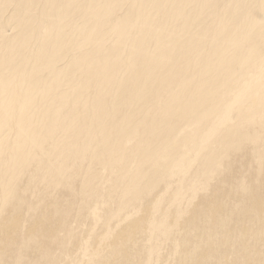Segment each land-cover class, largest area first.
Returning a JSON list of instances; mask_svg holds the SVG:
<instances>
[{
	"label": "bare ground",
	"instance_id": "1",
	"mask_svg": "<svg viewBox=\"0 0 264 264\" xmlns=\"http://www.w3.org/2000/svg\"><path fill=\"white\" fill-rule=\"evenodd\" d=\"M263 129L264 0H0V201L15 215L0 226L12 234L46 218L35 180L52 192L79 181L47 211L61 230L92 206L115 220L165 172L202 190L241 142L264 159ZM96 167L114 180L110 200ZM153 209L150 238L170 235ZM35 244L19 239L11 264H57L60 247L26 261Z\"/></svg>",
	"mask_w": 264,
	"mask_h": 264
},
{
	"label": "rangeland",
	"instance_id": "2",
	"mask_svg": "<svg viewBox=\"0 0 264 264\" xmlns=\"http://www.w3.org/2000/svg\"><path fill=\"white\" fill-rule=\"evenodd\" d=\"M6 11L10 9L3 12ZM196 151L197 148L191 149L189 157ZM233 156L232 166H227L226 158L215 169L217 177L209 180L202 190L191 191L183 174L165 172L158 184L154 180L144 184L145 194L136 209H127L115 220L106 221L96 206L81 215L66 212L64 230L47 211H53L57 199L69 200L73 190L79 188V181L74 184L70 178L52 192L40 180H35L31 183L35 191L28 197L37 196L42 207L34 215L45 214L46 218L32 221L31 228L24 227V221L32 218L23 219L14 227L15 218L10 224L13 234L8 227L0 226V264H11L21 238L25 242L31 238L36 241L31 246L33 251L25 258L28 262L33 261L38 250L60 247L56 251L57 264H141L143 260H149V264H264V204H258L259 200L264 201V159L257 158L254 162L251 146L246 142L240 143ZM134 159L135 156L131 158V166ZM250 165L260 167L261 174L257 175ZM96 169L102 175L101 200H110L115 194L111 190L114 180L108 181L107 169ZM67 185L74 189L64 188ZM178 187L189 188L182 204L172 201V193ZM52 194L54 197L47 198ZM156 202L169 216L171 234L151 239L149 223L158 217L153 209ZM242 202L247 206L239 205ZM22 210L26 216L28 208ZM12 211L9 203L0 201V218L4 215L14 218ZM7 240L10 242L4 243Z\"/></svg>",
	"mask_w": 264,
	"mask_h": 264
}]
</instances>
